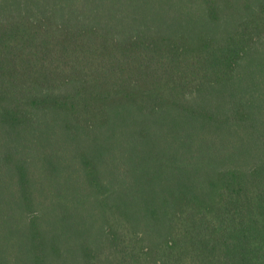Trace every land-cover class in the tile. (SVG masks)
<instances>
[{"label":"trees","instance_id":"obj_1","mask_svg":"<svg viewBox=\"0 0 264 264\" xmlns=\"http://www.w3.org/2000/svg\"><path fill=\"white\" fill-rule=\"evenodd\" d=\"M0 264H264V0H0Z\"/></svg>","mask_w":264,"mask_h":264}]
</instances>
